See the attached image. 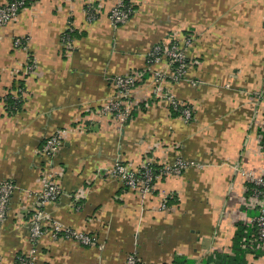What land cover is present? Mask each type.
Wrapping results in <instances>:
<instances>
[{
  "label": "crops",
  "instance_id": "1",
  "mask_svg": "<svg viewBox=\"0 0 264 264\" xmlns=\"http://www.w3.org/2000/svg\"><path fill=\"white\" fill-rule=\"evenodd\" d=\"M29 1L0 30V181L18 186L0 225L1 264L31 253L35 209L25 191L43 172L38 151L64 127L76 133L54 159L61 192L41 208L44 225L62 232L37 242V264H119L134 251L147 264H169L176 255L207 264L216 252L232 254L247 197L239 168H264V0H146L117 26L108 14L113 0ZM90 5L101 12L90 15ZM190 31L197 48L189 72L201 81L173 85L167 77L165 85L196 110L187 119L183 110L173 116L156 107L144 66L146 51L163 37ZM16 39L25 47L15 48ZM133 70L142 80L129 121L98 115L117 96L111 78ZM9 94L23 101L20 110L8 108ZM147 121L153 140L169 136L171 144L146 142ZM146 153L154 165L180 156L198 167L165 178L166 211L159 198H137L109 174L115 161L141 163ZM67 230L100 242L83 246L61 237ZM245 258L258 264L248 252Z\"/></svg>",
  "mask_w": 264,
  "mask_h": 264
},
{
  "label": "built area",
  "instance_id": "2",
  "mask_svg": "<svg viewBox=\"0 0 264 264\" xmlns=\"http://www.w3.org/2000/svg\"><path fill=\"white\" fill-rule=\"evenodd\" d=\"M146 0H113L112 5L109 7L108 14L110 21L114 26L122 25L127 23L136 13L137 7L143 4ZM148 1V0H147ZM92 3V0H89ZM26 7V0H5L0 5V27H7L13 20L18 17L19 10H23ZM88 12L90 15H95L100 13V10L93 8L91 5L88 6ZM66 42L72 44V37L67 35L65 38ZM15 46L25 47L24 41L22 39L15 40ZM166 44L154 45L152 50L147 54L148 62L157 59L165 49ZM173 46V45H172ZM26 49V48H25ZM181 59V58H180ZM179 59L174 61L173 64L177 63L176 67L179 65ZM180 61H186L187 59L182 58ZM114 86L117 89V96L110 103L102 106L96 113L100 116L110 115L115 120H128L132 114L131 105L134 106L132 99V92L137 88V82L142 80V72L140 71H130L127 73L116 74L111 78ZM174 105L177 106L175 102ZM185 108H189L186 106ZM183 115L187 119H191V114L187 110ZM118 115V116H117ZM119 121V120H118ZM125 121V122H126ZM76 133L71 127L58 128L54 133L46 140L42 149L38 153L42 156L44 161V168L41 176L38 179L37 187L28 189L25 194L30 199L34 200V209H36L34 220L30 222L28 237L29 241L33 245L31 253L27 257H20V264H37L34 251L36 250L37 242H40L47 233H51L53 236L58 237L61 235L62 230L58 226L52 227L50 230L44 225L43 216L41 208L48 203L54 202L58 199L61 188L59 183L55 179V164L54 159L59 151V149L65 144V141L70 135ZM261 150L264 153V141L262 142ZM180 159V158H179ZM147 164V165H145ZM195 162L193 160H179L169 170L166 166H161L159 168V173L154 170V162L142 161L140 165L134 162H123L121 160L115 161L109 174L119 178V180L127 185L129 189H134L139 182L148 183L149 180L154 181L156 177H161V174L169 175H180L182 170H188ZM240 175L243 180L248 183H254L256 186L249 188L246 184L244 185L245 191L249 192L244 201V208L241 209L239 214V221H242L247 226V231L245 236L241 240V248L247 251L251 256L258 261V264H264V168L262 171L257 172L253 168H239ZM183 175V174H182ZM242 179V178H241ZM154 183V182H153ZM18 186L12 180H2L0 181V225L4 222L6 216L8 215L11 201L14 192L17 190ZM147 195L143 196L142 199L145 201ZM150 199H152L150 197ZM169 197L167 194H163L159 198V209L166 211L168 209ZM48 233V234H49ZM70 233L71 231H66L64 234ZM86 242L92 241L91 237L85 236ZM2 262V257L0 256V264ZM143 262L137 251L129 253L126 259L119 264H139ZM147 264V263H146Z\"/></svg>",
  "mask_w": 264,
  "mask_h": 264
},
{
  "label": "rangeland",
  "instance_id": "3",
  "mask_svg": "<svg viewBox=\"0 0 264 264\" xmlns=\"http://www.w3.org/2000/svg\"><path fill=\"white\" fill-rule=\"evenodd\" d=\"M21 10H19L18 12V17L20 14ZM11 24V23H10ZM9 24V25H10ZM8 25V26H9ZM0 30H2V28L0 27ZM191 33L190 32H186L181 35L180 38H173L170 36H165L163 37L161 40H163V42H166V46L165 49L162 54L155 59L152 62H147L146 65L144 67L146 68H150L151 69V73H150V78H149V85L152 86V93L154 94V101L155 104L161 107H168L170 103L175 102L177 104V106L179 107H186L187 106V102L180 96V94H175L173 89V86L169 87L167 86L168 89L165 90V85L166 83V79L167 77L171 78L172 80V84L175 85H181V83H185V82H190L193 84V81L196 82H200L201 78H192L191 74H190V69L191 66L193 65V63L195 62V59L193 57V55L191 54V51L194 50L195 48H197V38L193 37V33L189 36L188 34ZM176 40V41H175ZM25 43V39L23 40ZM175 41V43H173ZM159 42H157L154 45H158ZM154 45L146 51V59L148 61V56L147 54L152 50V48L154 47ZM173 45V46H172ZM27 46V45H26ZM15 48H20V46H15ZM181 58V59H180ZM182 58L187 59L186 61H180L182 60ZM177 59H179V65L176 67L174 66V61H177ZM166 67V68H164ZM145 68V69H146ZM197 84V83H196ZM136 91V90H135ZM135 91L132 92V99L134 100L135 97ZM260 98H262V100H264V93L260 92L259 93ZM133 107V105H131V108ZM133 109V108H132ZM187 110L190 112L191 117L194 116V112L196 111L193 108H185L184 112H187ZM118 116V115H117ZM130 118H128L127 121H129ZM120 123H126V120H120L118 119ZM116 120V121H118ZM126 121V122H125ZM149 122L147 121V130L145 131V135H146V142L152 143L151 145H153V147H155V145H170V140H167L169 138V136H167L162 143H159V141H155L154 139V135L153 133H151V129L152 127L149 126L148 124ZM170 132V131H169ZM167 148H169L167 146ZM148 152V151H147ZM180 158V159H179ZM186 160V158L180 157V156H176L174 159H169L167 158L165 161H162V165L166 166V169L169 170V167H172L176 164V162H178L179 160ZM145 161H151L154 162V158L152 157L151 153H146L145 157H144ZM138 165H140V163H138ZM147 165V164H145ZM196 164L192 165L195 166ZM196 168H198L197 166H195ZM187 170L184 171V169L182 170V174H184ZM180 174V175H182ZM166 178H169V174H165L164 175ZM168 180V179H167ZM165 178L162 177H156L154 181L149 180L148 183H144V182H139V184L137 186H135V188L129 189L132 191V193L137 197L142 199V197L145 195H147V199L151 198H160L164 193L168 195V197H170V189L168 188V182ZM154 182V183H153ZM145 200V201H146ZM38 209V208H36ZM34 210V217H35V213L37 210ZM39 210V209H38ZM40 211V210H39ZM38 216V215H37ZM37 216L35 218H37ZM7 218V216H6ZM5 218V219H6ZM72 232V231H71ZM49 233V232H48ZM47 233V234H48ZM73 234L71 235H67L66 234H62L61 237L66 238V239H74V241L80 243L83 246H97L98 243L100 242L99 239L97 238L96 234L90 235L84 232H72ZM47 236V235H46ZM85 236H89L91 237L92 241L86 242ZM126 259V258H125ZM124 259V260H125ZM123 260V261H124ZM3 262V261H2ZM1 262V263H2Z\"/></svg>",
  "mask_w": 264,
  "mask_h": 264
},
{
  "label": "trees",
  "instance_id": "4",
  "mask_svg": "<svg viewBox=\"0 0 264 264\" xmlns=\"http://www.w3.org/2000/svg\"><path fill=\"white\" fill-rule=\"evenodd\" d=\"M29 2H30L29 0H26V6L28 5ZM175 41L173 43H175ZM159 44H162V46H164L163 41H160ZM176 65H177V63L174 64V66H176ZM20 100L21 99L13 98V95L9 94L7 96V100H6L8 108H10L13 111L14 110L15 111L20 110L22 107V104H23V101H20ZM168 110L170 111V113L173 116H182V110L183 109L179 106H176L174 104H169ZM143 161H144V159H143ZM153 167L157 173L160 172L159 171V168L161 167L160 165H153ZM164 175L161 174V177L163 176V178H166ZM246 185L249 188L256 186L254 183H248ZM15 192H14V194H15ZM248 193L249 192H246V195ZM14 194H13V196H14ZM246 231H247V226L242 221H238L237 222V232H236L235 239H234V243L236 244V248H234L233 253L229 254V253L216 252L213 257L208 259L207 264H248V262L245 258L247 251L242 249L241 245H239V244H241L242 238L245 236V234H247ZM27 255L28 254H24L22 252L19 253L16 256V258L14 259V262L12 264H20L19 258L20 257H27ZM139 264H143V263L139 262ZM164 264H168V263H164ZM169 264H193V262L184 258V257H180V256L176 255L174 257V259L172 260V262Z\"/></svg>",
  "mask_w": 264,
  "mask_h": 264
}]
</instances>
